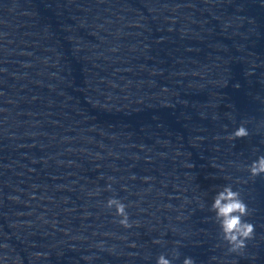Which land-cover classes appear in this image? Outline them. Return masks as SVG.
I'll list each match as a JSON object with an SVG mask.
<instances>
[{
    "label": "clouds",
    "instance_id": "1",
    "mask_svg": "<svg viewBox=\"0 0 264 264\" xmlns=\"http://www.w3.org/2000/svg\"><path fill=\"white\" fill-rule=\"evenodd\" d=\"M246 124V121H242L230 134L229 138L236 140L249 136L250 132ZM247 171L250 178L253 179L258 176H264V155L257 157L256 160L248 165ZM144 179L147 182L150 178L145 177ZM106 207L109 209L115 208V215L120 217L116 222L122 227L129 229L134 226L135 222L129 221L128 206L121 200L109 198L106 202ZM210 210L215 213V220L219 224L222 239L228 245L227 251L236 254L243 253L247 247V242L255 238L256 226L244 219L250 216L252 211L243 199L241 192L234 190L230 184L223 186L213 197ZM154 242L157 244L161 243L160 240ZM156 264H172V262L164 254H160L156 259ZM182 264H196V261L193 257L186 256Z\"/></svg>",
    "mask_w": 264,
    "mask_h": 264
}]
</instances>
